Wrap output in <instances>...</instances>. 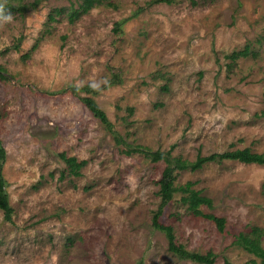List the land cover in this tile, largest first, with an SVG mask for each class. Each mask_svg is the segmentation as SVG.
I'll use <instances>...</instances> for the list:
<instances>
[{"label":"rangeland","instance_id":"1","mask_svg":"<svg viewBox=\"0 0 264 264\" xmlns=\"http://www.w3.org/2000/svg\"><path fill=\"white\" fill-rule=\"evenodd\" d=\"M33 1L0 0L12 16L0 23V140L14 209L11 220L0 209V264H200L152 224L165 162L124 149L264 152V0H109L73 22L56 9L78 0ZM84 84L122 142L69 89ZM59 152L86 161L79 176ZM188 180L226 222L219 231L177 192L160 217L177 243L212 250L213 264H258L233 241L264 230V163L177 171Z\"/></svg>","mask_w":264,"mask_h":264},{"label":"trees","instance_id":"2","mask_svg":"<svg viewBox=\"0 0 264 264\" xmlns=\"http://www.w3.org/2000/svg\"><path fill=\"white\" fill-rule=\"evenodd\" d=\"M179 0H150L149 3L153 2H165L174 3ZM191 3H195L196 0H189ZM39 0H34L31 6L35 7ZM112 2L109 0H78L77 2H70L69 6L56 9L57 13L65 11L69 22H73L81 14L89 11L92 7L98 5H111ZM24 4L19 3L16 6L10 5L12 9H18L22 11L24 9ZM118 25V23H117ZM249 46L246 45L244 49L233 51L230 54L232 59H236L239 56H246L249 52ZM117 77V75H115ZM69 89L76 94L79 100L89 109L92 115L98 118L105 127L111 131L117 142H122L119 139L117 131L113 128L111 121L109 120L106 112L102 107L96 102L92 95H80L79 91L94 92L95 88L88 84L84 85H70ZM142 151L147 158L151 161L163 160L165 162V167L162 170L161 176L157 183L159 185L158 195L160 196V203L156 211H154V216L152 218V224L154 227L162 230L168 241V248L170 251L175 253L177 256L192 260L200 264H213L217 254L212 250H207L205 252H198L187 249L183 244L177 243L175 240V234L173 227L169 224H164L160 217L163 212L164 207L173 199L175 193L179 192L180 201L185 208L195 215H201L207 219H210L217 226L219 231H223L225 226V218L222 216H217L212 212L203 211L202 205L211 207L212 199L203 194L200 189L193 187V182L188 180L183 184L176 183L177 171L182 169L195 170L200 168L204 163L210 161H221L223 159H233L244 163H264V152H253L248 147L236 148L233 150H225L221 152H212L206 155L197 154L196 158L190 160L188 158H183L182 156L171 154L170 150L151 151L144 147H128L124 149L125 153H130L132 151ZM58 155L66 164V170L68 174L79 176L81 174V168L86 163L85 160H77L73 155H66L65 152H59ZM6 152L5 148L0 140V209L3 211L4 218L6 220H11L13 214V207L9 202V195L6 190L7 181L3 174V165L5 162ZM64 175V171L61 176ZM264 230L258 226H252L246 232H239L233 241V243L248 253L253 254L255 257L259 258L258 264H264V245L262 244ZM223 264H232L227 258L224 259Z\"/></svg>","mask_w":264,"mask_h":264},{"label":"clouds","instance_id":"3","mask_svg":"<svg viewBox=\"0 0 264 264\" xmlns=\"http://www.w3.org/2000/svg\"><path fill=\"white\" fill-rule=\"evenodd\" d=\"M11 20H12L11 14L5 15L3 6L0 5V23L11 22Z\"/></svg>","mask_w":264,"mask_h":264}]
</instances>
